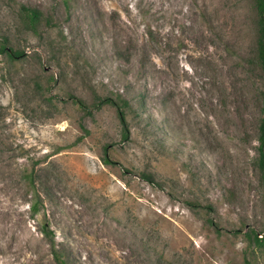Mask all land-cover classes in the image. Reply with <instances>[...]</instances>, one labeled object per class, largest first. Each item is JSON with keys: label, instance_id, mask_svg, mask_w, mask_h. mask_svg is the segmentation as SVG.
<instances>
[{"label": "rangeland", "instance_id": "obj_1", "mask_svg": "<svg viewBox=\"0 0 264 264\" xmlns=\"http://www.w3.org/2000/svg\"><path fill=\"white\" fill-rule=\"evenodd\" d=\"M255 34L254 0H0V264H264Z\"/></svg>", "mask_w": 264, "mask_h": 264}, {"label": "trees", "instance_id": "obj_2", "mask_svg": "<svg viewBox=\"0 0 264 264\" xmlns=\"http://www.w3.org/2000/svg\"><path fill=\"white\" fill-rule=\"evenodd\" d=\"M65 5L68 6V0H64ZM255 2V8H256V25H257V34L256 40H255V58L257 61V64L262 72V76H264V0H254ZM19 15L25 25V27L36 31L37 25L41 22H44L48 25L52 23L51 17L45 15L42 10L36 8L27 6L24 4H20L18 8ZM0 54H5L9 59L15 60L18 57H21L23 55V52L20 51L17 48H13L12 46L8 45V39L7 37L0 36ZM262 101H263V108H264V89L261 92ZM72 100L79 105L81 109H83L85 112L89 113L90 109L88 108V105L79 97L76 96H70ZM96 103L93 105L94 107H98L100 103H109L111 105H114L117 109V113L119 114V118L121 120V123L126 128L124 137H128V126H127V119H126V109L130 108L131 102L126 99L121 94H117L115 96H96ZM106 150V146L104 147ZM106 152H104L105 154ZM257 166L260 170V174L262 177V180L264 182V115L260 119L259 122V135H258V145H257ZM103 161L108 162L111 161L109 156L105 154ZM35 171L32 170L25 174L30 186L34 187L36 186V178H35ZM140 176H142L144 179L154 182L155 178L154 175L151 172L148 171H141ZM36 195L38 194L35 192ZM39 206V200L37 197L33 202L29 204V208L32 211L37 210ZM43 230L45 233H49L50 231L47 230V225H44ZM248 240H252L253 243H255L258 246L264 245V232L263 234L259 235V232L255 230H250L246 233ZM54 257L58 264H69L67 260L65 259L64 255L61 254L58 250H53ZM247 264H253L251 261L246 260Z\"/></svg>", "mask_w": 264, "mask_h": 264}]
</instances>
